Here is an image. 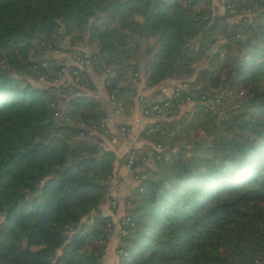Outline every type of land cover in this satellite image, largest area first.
Listing matches in <instances>:
<instances>
[{
    "label": "trees",
    "instance_id": "trees-1",
    "mask_svg": "<svg viewBox=\"0 0 264 264\" xmlns=\"http://www.w3.org/2000/svg\"><path fill=\"white\" fill-rule=\"evenodd\" d=\"M232 1L259 21H229L212 0H0V264H104L107 115L85 64L37 53L75 31L96 41L115 101L141 79H201L189 118L177 126L173 106L143 133L152 166L139 170L140 154L130 169L144 177L120 263L264 264V0ZM65 68L72 82H54Z\"/></svg>",
    "mask_w": 264,
    "mask_h": 264
},
{
    "label": "rangeland",
    "instance_id": "rangeland-1",
    "mask_svg": "<svg viewBox=\"0 0 264 264\" xmlns=\"http://www.w3.org/2000/svg\"><path fill=\"white\" fill-rule=\"evenodd\" d=\"M199 5H201V3H199ZM207 7V6H206ZM209 8V7H208ZM213 10L214 13H219V14H224L226 13V11L224 10V7L221 5L220 0H212V4H211V8ZM264 10V8H263ZM258 13V11H253V12H247V13H240V14H231L227 16V19L229 21L232 20H237L239 19L242 15H247L249 20H255L256 19L259 21L258 18H255V15ZM104 17V16H103ZM105 21V17L103 18ZM262 24H264V16L261 19ZM100 22V20H99ZM260 24V23H258ZM105 24H103L104 26ZM261 28H264V26H262ZM80 32L79 31H75L73 34L65 36V37H57L55 36L52 41L54 44H59L58 46H61V50L60 49H56L54 47L52 48H47L45 50H40L37 53H41V55L45 56V57H55L57 59H60L63 63L65 64H70V63H80L77 60H75L73 58V52L72 50H83L85 52H87L88 54L91 53L92 50H97L98 46L96 41L92 40H88L86 35H82L79 36ZM144 40H142V43L144 44ZM142 44V46H143ZM215 47V46H213ZM143 49L144 47H141L138 51V53L142 54L143 53ZM96 60L95 62H91V60L89 59V61H87L85 64L87 66L88 72L90 74V79L93 81V83L96 85L97 87V91L95 94L97 96V98L104 102V105L109 109L111 114H125V112H127L128 107H133L135 108V106H138L139 112L141 111L142 107H143V102L141 99V96H143L146 100V102L150 103V101L154 100V99H160L161 95L158 94V90L152 88V91H145V89L142 88V79L139 80L136 84H137V90H134L133 92L131 91L130 94L126 95V97L124 96L121 103H122V107L120 112H115V110L112 111L113 109V102H111L109 99V95L106 94L104 88L102 87V77L104 75V70H97L96 66L94 67V63H97ZM98 64V63H97ZM202 63H198L197 67L201 66ZM79 65H83V64H79ZM196 77V74H193L192 76H185L183 78H178V80H176L177 83H180L182 81H187V82H191L192 84L200 85L201 84V79L196 80L194 79ZM30 81L32 83H38V84H46L49 83L48 81H46L45 79H33L31 77ZM192 79H194L192 81ZM72 77L70 75V73L67 72V68H65L64 72L62 74H60L56 80L54 82H72ZM163 81V80H162ZM161 81V82H162ZM159 84V83H158ZM155 86V85H154ZM152 86V87H154ZM79 92H88L90 93V91H88L87 88H85V86L80 85L79 87ZM149 92V93H148ZM232 99L228 98V100L225 102V105H227ZM211 101V100H209ZM212 102V101H211ZM213 105V103H212ZM193 107V101L191 102H187L185 104H182L180 107H178L177 110L173 111L172 116L169 117V120L173 119L174 123L179 126V122H178V118L179 116H183L185 119L189 118V114L190 111L192 110ZM225 109L221 108V112H223ZM140 116H142L140 114ZM109 117V116H108ZM107 117L106 121H107V127H108V131L106 132V135L103 136L104 138V143L108 144V146H110V143H112V139L116 138V142L119 145L120 148V153L122 154L120 157L123 160V153H126V150L128 149V145L125 143L126 139L124 138L125 136L122 135L124 133H122L120 131V128L118 126H113L111 127V123H109V118ZM144 117V116H143ZM159 118H165V116L163 114H161L160 116H152L150 121H154L156 119ZM193 131V130H192ZM199 132H201L199 130ZM194 132H191L190 134H193ZM146 144V143H144ZM144 144L140 145V143L138 144V147H135L138 150V153L140 154L141 152L144 151ZM177 144V143H176ZM119 153V154H120ZM147 153L149 154V151H147ZM125 155V154H124ZM146 166H152V162L149 161L148 159H141V163L139 165V170L140 169H144ZM138 168V166H137ZM134 179V178H133ZM130 176L129 178H126V176H122L118 175L117 172H115L113 174V178L110 184V189H108V193L105 197V201L107 203V206L109 207V209H113V212H111L110 215V220L112 221V226L108 227L107 232H108V240L106 243V247L104 249L103 252V263L104 264H121V259L123 258V256H125V254L120 253L118 251L119 246H121L122 243H124V241H122L121 236L119 235V226L116 223L120 217H122L123 215L127 214V209L128 207L131 205L129 202L126 201V198L130 195V196H135L137 198V194H134V186L136 184L135 181L137 180H133ZM112 201H115L112 202ZM106 206H103V209H105Z\"/></svg>",
    "mask_w": 264,
    "mask_h": 264
},
{
    "label": "built area",
    "instance_id": "built-area-1",
    "mask_svg": "<svg viewBox=\"0 0 264 264\" xmlns=\"http://www.w3.org/2000/svg\"><path fill=\"white\" fill-rule=\"evenodd\" d=\"M221 5L225 8L228 9V12L231 14H236V9L234 7L235 2L232 0H220ZM73 58L80 62L79 64H85L87 61L90 59V53L88 54L87 52L81 53L79 51H73ZM78 64V63H77ZM86 65V64H85ZM64 70V69H63ZM136 74V72L134 73ZM191 86L189 82L187 81H182L180 83L175 84L170 93L168 95H165L164 97H161L160 99H154L150 101V103L146 102L145 98L141 96L142 102H143V107L141 109V114L144 117H152V116H160L169 108L171 107H180L182 104H185L187 102H191L192 100V93L190 92ZM97 91V90H96ZM182 91H185L186 93L183 95ZM110 100L114 103L115 111L119 112L121 110V101H115L113 98V95H110ZM107 116H104L103 119L101 120L100 126L105 130V132L108 131L107 127ZM155 121V120H154ZM154 121H150L147 123H144L141 128V132L145 134H151L154 131H156L159 127V123L153 124ZM120 131L122 133H126L128 131L127 125L122 124L120 127ZM156 148L158 150L161 149V146L159 143H157ZM148 148V144L144 145V150ZM149 151V154L147 153ZM145 154H141L140 158L143 159H148L151 151L147 150ZM138 153V150L135 147H131L128 149L124 156V164L127 166L129 169H131L134 161L139 157L140 155ZM159 155H156V158H158ZM144 177L143 174H135L133 178L135 180H139L140 178ZM115 203V201H112ZM119 226V233L120 235L124 236L128 233V227H130L133 224V221L131 220L130 216L125 214L122 217L119 218V220L116 222ZM107 226L110 227L112 226V221H109L107 223ZM118 251L120 253L126 254V251L124 250L123 247L119 246Z\"/></svg>",
    "mask_w": 264,
    "mask_h": 264
},
{
    "label": "crops",
    "instance_id": "crops-1",
    "mask_svg": "<svg viewBox=\"0 0 264 264\" xmlns=\"http://www.w3.org/2000/svg\"><path fill=\"white\" fill-rule=\"evenodd\" d=\"M175 84H177L175 80H172L171 78H165L162 82H160L159 84H156L154 87L152 86L148 87V86H145L144 79H142V88L145 89V91H152V88H154L159 91L158 94H160L161 96L168 95L172 87ZM135 90H137V87L135 88ZM101 103L105 109L107 117L108 116L110 117L108 118H109V123H111V127L113 126L120 127L122 124L127 125L128 131L122 135L125 136L124 137L126 139L125 143L128 145V149L131 147H138L139 143L140 145H142L147 142V138L141 132V128L144 123H147L149 122V120H151V117L140 116L141 111L139 112L138 106H135V108L128 107V110L127 112H125V114L124 113L123 114H114V113L111 114L109 109L104 105V102L101 101ZM113 110H115L114 104H113L112 111ZM110 146L111 148L115 150L116 158H117L115 168H114V173L117 172V174L121 175V177L122 176L124 177L126 176V178H129V176L131 177V170L127 166H125L124 157H123V160L120 157L122 154L120 153L121 151H120L119 145L116 142V138L112 139V143H110ZM128 149L126 150V152L128 151ZM124 154L126 153H123V156H125ZM109 189H110V186H109ZM103 206H106V208L103 209ZM99 208H100V211L109 213L110 215H111V212H113V209H109V207L107 206L106 201L102 202Z\"/></svg>",
    "mask_w": 264,
    "mask_h": 264
}]
</instances>
